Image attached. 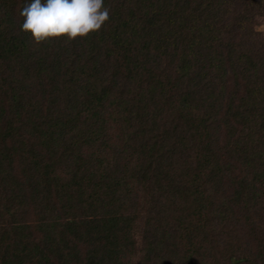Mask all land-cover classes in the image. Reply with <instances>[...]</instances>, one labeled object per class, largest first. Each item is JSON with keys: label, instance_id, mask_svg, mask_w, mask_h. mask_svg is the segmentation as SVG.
<instances>
[{"label": "trees", "instance_id": "obj_1", "mask_svg": "<svg viewBox=\"0 0 264 264\" xmlns=\"http://www.w3.org/2000/svg\"><path fill=\"white\" fill-rule=\"evenodd\" d=\"M24 3L0 0V264H264V0H103L38 44Z\"/></svg>", "mask_w": 264, "mask_h": 264}, {"label": "clouds", "instance_id": "obj_2", "mask_svg": "<svg viewBox=\"0 0 264 264\" xmlns=\"http://www.w3.org/2000/svg\"><path fill=\"white\" fill-rule=\"evenodd\" d=\"M103 0H25L19 15L20 30L28 33L34 43L52 37L67 40L98 30L108 18Z\"/></svg>", "mask_w": 264, "mask_h": 264}, {"label": "rangeland", "instance_id": "obj_3", "mask_svg": "<svg viewBox=\"0 0 264 264\" xmlns=\"http://www.w3.org/2000/svg\"><path fill=\"white\" fill-rule=\"evenodd\" d=\"M253 32H255L257 37L264 38V16L263 17H257L254 20ZM134 261H136V260H134ZM132 264H134V262H132Z\"/></svg>", "mask_w": 264, "mask_h": 264}]
</instances>
